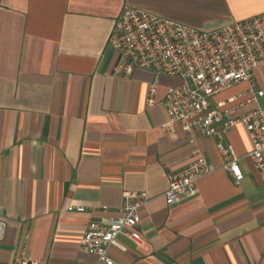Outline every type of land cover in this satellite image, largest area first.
Listing matches in <instances>:
<instances>
[{
	"label": "crops",
	"instance_id": "0c3cea01",
	"mask_svg": "<svg viewBox=\"0 0 264 264\" xmlns=\"http://www.w3.org/2000/svg\"><path fill=\"white\" fill-rule=\"evenodd\" d=\"M125 6L204 31L264 13V0H0V264H105L81 240L92 220L120 214L126 190L150 201L139 210L140 242L120 235L111 247L116 263L264 264V181L244 126L191 135L168 125L164 100L178 78H161L148 105L154 74H118L109 44ZM255 78L264 90V63ZM247 89L221 91L211 108ZM218 142L234 147L241 182L220 168ZM200 155L217 170L168 205L171 176Z\"/></svg>",
	"mask_w": 264,
	"mask_h": 264
},
{
	"label": "built area",
	"instance_id": "2783aa9c",
	"mask_svg": "<svg viewBox=\"0 0 264 264\" xmlns=\"http://www.w3.org/2000/svg\"><path fill=\"white\" fill-rule=\"evenodd\" d=\"M109 44L118 55V74L131 76L137 69L154 74L148 92L149 106L156 102L161 78L180 79V84L170 87L165 96L168 125L178 122L191 135L195 129L210 131L221 126L226 132L243 125L251 143L249 158L264 181V109L260 105L264 90L258 87L255 78L256 69L264 63V13L204 31L125 6L115 21ZM240 82L247 83L246 93L211 108L210 99L214 95ZM246 105L254 107L236 118L231 117L237 107ZM217 150L223 159L220 168L235 182H241L245 174L234 147L218 142ZM216 170L204 155L198 156L171 176L165 193L167 204H178L194 196L199 181ZM123 197L120 214L92 220L81 240L84 252L105 264H118L110 249L118 244L120 235L136 242L141 240L136 230L141 223L139 210L150 201V196L145 191L126 190ZM85 209L76 204L68 207V211L75 212ZM107 210L105 206L104 211ZM5 228V222L0 220V239ZM15 264H38V261L22 256Z\"/></svg>",
	"mask_w": 264,
	"mask_h": 264
}]
</instances>
